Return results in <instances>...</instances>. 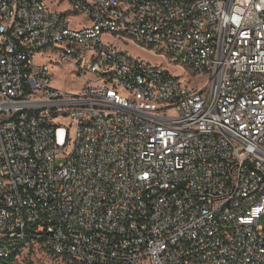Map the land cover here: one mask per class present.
Returning <instances> with one entry per match:
<instances>
[{"label": "built area", "instance_id": "2783aa9c", "mask_svg": "<svg viewBox=\"0 0 264 264\" xmlns=\"http://www.w3.org/2000/svg\"><path fill=\"white\" fill-rule=\"evenodd\" d=\"M50 3L0 0V264H264V0Z\"/></svg>", "mask_w": 264, "mask_h": 264}, {"label": "rangeland", "instance_id": "374dc122", "mask_svg": "<svg viewBox=\"0 0 264 264\" xmlns=\"http://www.w3.org/2000/svg\"><path fill=\"white\" fill-rule=\"evenodd\" d=\"M59 2L61 3L59 4ZM57 3L60 8L56 6ZM50 6L58 10H68L67 0H51ZM80 21V17L75 19L69 18V22L72 26H76ZM102 39L103 41H106L108 38L104 36ZM118 47L126 50L133 57L168 69L171 73H173V75L181 77L182 80L185 77L182 69L169 65L166 59L164 60L160 57H156L148 50H142L131 43L126 45L122 42H119ZM35 59L40 63V60L37 57ZM58 61V56L53 54L51 51H48V53L42 57V63L48 64L51 68L53 74L51 86L53 88L66 91L68 93H78L88 80L91 81L93 79L90 74H85L81 77L77 76V74H73V65H57ZM202 85H205V82H203ZM73 130L74 128L71 129V131ZM19 260L22 261V258H19ZM18 261L16 260V263ZM28 261H31L33 264H61L58 258H55L51 253L45 250H39L34 252L32 255H29L27 258L24 257L23 264H26Z\"/></svg>", "mask_w": 264, "mask_h": 264}, {"label": "trees", "instance_id": "16d2710c", "mask_svg": "<svg viewBox=\"0 0 264 264\" xmlns=\"http://www.w3.org/2000/svg\"><path fill=\"white\" fill-rule=\"evenodd\" d=\"M26 264H33L31 261H28Z\"/></svg>", "mask_w": 264, "mask_h": 264}]
</instances>
